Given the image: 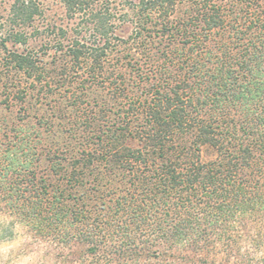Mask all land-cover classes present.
<instances>
[{
  "label": "trees",
  "instance_id": "obj_1",
  "mask_svg": "<svg viewBox=\"0 0 264 264\" xmlns=\"http://www.w3.org/2000/svg\"><path fill=\"white\" fill-rule=\"evenodd\" d=\"M59 1L65 16L82 20L70 32L53 22L42 30L33 25L44 18L39 0H11L0 15L6 104L50 91L53 75L75 69L92 82L114 76L128 85L110 56L129 25L153 49L145 56L155 78L136 68L135 92L108 88L119 123L97 134L93 149L89 140L52 146L50 121L42 133L0 126V138L11 142L0 180L15 175L5 197L18 200V182L29 179L28 217L42 216L47 232L76 242L71 252H87L91 264H154L165 256L187 264H264V0ZM41 34L53 35L51 44L42 36L30 47L31 35ZM165 36L179 43L166 53L177 56L165 55ZM51 62L57 74L48 71ZM67 132L75 135V128ZM128 137H138V145ZM204 150L214 157L202 160ZM42 155L54 180L38 169Z\"/></svg>",
  "mask_w": 264,
  "mask_h": 264
},
{
  "label": "rangeland",
  "instance_id": "obj_2",
  "mask_svg": "<svg viewBox=\"0 0 264 264\" xmlns=\"http://www.w3.org/2000/svg\"><path fill=\"white\" fill-rule=\"evenodd\" d=\"M9 2H11V0H0V15L6 14L5 11ZM39 2H42L44 6V18L38 19L33 25L40 28V30H42L45 25L53 22L56 26L60 25L63 27L65 25L66 29L70 32V30H74V28L77 27V23L79 24L82 21L78 19L79 16L73 19L65 16L62 4L59 0H39ZM117 4V7L121 6L120 1L117 2ZM118 14L117 17L119 16ZM120 29H122L118 32L120 40L110 56V58H112L110 59V63L113 64L117 62L116 67L118 75L122 74L124 77L123 82L128 80V85H125V83L124 85L118 84L120 79L114 76H110L111 78L105 82H101L99 79L92 82L85 79V69H75L74 72H70L67 74L68 76L66 75L65 77L63 75L62 77L57 75L54 77L53 75V79H50V81L47 79L49 85L53 86V89L48 92H43L42 90L40 96L27 95L22 102L9 100L8 104H6L2 92L0 91V119L3 118L4 120V122L0 121V126H3L6 130L12 126L15 127V129H21V131H23L24 128L28 131H32L36 127L38 130H41L42 133L43 129H45L47 123L50 121L49 123H51L56 130L53 133L54 139H52V146L55 145L54 143L56 141L59 145L65 142L69 147L74 144L77 145L79 142L85 143L86 140H89L88 142L92 143H88V148L93 149L97 147L95 146L97 134H101L102 130L108 128L113 122L114 125L119 123L117 116L112 114L116 107L114 105L108 107L114 100L113 97H110L113 96L111 94L112 89H117L118 87L120 90L121 88L128 89L129 94L135 92V81L138 80V71H136V68H139L142 73H148L150 82L155 78L150 75L153 70L152 67H149L148 62H151V60L145 56L147 54L150 55V52L152 53L153 50L145 46V39L143 40V38L146 32L141 33L144 36L134 38L135 35L130 25L129 28L122 27ZM26 31L31 32L32 28H27ZM42 36L44 38L43 41L45 39L49 40L47 44H51V39H54L53 35L48 37L45 34H41V36L37 35L36 39H33L31 35L29 39L30 44L28 45L37 48L40 45V38H42ZM69 36L71 35L69 34ZM84 38H87V40H89L88 42H92L94 39L89 32L85 34ZM153 38L155 40L154 43H150L153 39L147 42L148 44H153L154 48H157L159 40L156 37ZM160 42L164 44L165 47L167 46L165 55H168V58L173 55L177 56L176 51H173L174 53L170 55L166 54L167 52L169 53V50H172L174 45L179 44L175 38L165 36ZM182 52L185 54L184 49H182ZM116 57L118 61H115ZM46 59H48V57H46ZM160 60H162V58H160ZM127 61L129 63H127ZM54 65L55 64L51 62L46 66L48 71L52 74H55L56 71L58 72V68L52 67ZM108 67H110V65ZM113 67L112 65L111 69ZM171 67L176 68V66L173 67L172 65ZM113 80L117 82V85L110 83L114 82ZM147 83L148 82H143L142 84L146 85ZM108 88H110L111 93ZM35 89H37V87ZM119 89H117V91H119ZM116 93L115 91L113 92V94ZM74 104L79 105L80 109H78L77 113L74 111ZM84 108H86L87 112H82ZM74 114H76L77 117H75ZM73 116L76 123L72 122ZM84 116H90L89 121H87ZM87 122L90 123L88 124ZM93 127H95V129H93ZM97 127L99 128V132H97ZM70 128H75V135L67 132ZM59 130L61 131L59 132ZM8 134L11 135L13 132L8 131ZM45 135L46 133H44L43 137ZM69 135H72V137ZM101 135H103V133ZM0 142V172L5 173L3 168L8 165L7 158L4 157L8 149L6 145L9 144L11 146V142L9 141V143H7V139L3 138H0ZM42 142L46 143L47 139L44 137ZM126 142L130 146L135 147L138 145L139 140L138 137H128ZM213 157L214 155L212 152L202 151V160ZM38 164V169L49 173L52 180L56 178V175L49 171L47 160L43 155L39 158ZM14 177L15 175L13 172L8 171L5 174V178L0 180V264H91L93 260L96 261L95 257L93 258V256L87 252L72 253L71 250L77 248L76 242L70 241L66 243L61 236L47 232L46 223L42 216L36 217L34 220L28 217L26 213L28 209L26 196L29 193L25 189V186H27V188L30 187V182H27L29 179L22 180L21 183L18 182L19 192L23 193L20 198L18 197V200L13 201L10 200L9 197H5L9 192V188L7 187L8 181H13ZM20 177H25V175ZM14 182H16V180ZM14 205L17 207L15 208ZM249 252L251 254L253 250ZM154 264L187 263L181 257L169 258L165 256L162 259L156 260Z\"/></svg>",
  "mask_w": 264,
  "mask_h": 264
}]
</instances>
